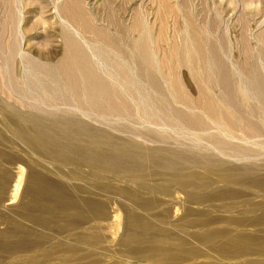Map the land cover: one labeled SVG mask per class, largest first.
<instances>
[{"label": "rangeland", "instance_id": "rangeland-1", "mask_svg": "<svg viewBox=\"0 0 264 264\" xmlns=\"http://www.w3.org/2000/svg\"><path fill=\"white\" fill-rule=\"evenodd\" d=\"M0 264H264V0H0Z\"/></svg>", "mask_w": 264, "mask_h": 264}, {"label": "bare ground", "instance_id": "bare-ground-1", "mask_svg": "<svg viewBox=\"0 0 264 264\" xmlns=\"http://www.w3.org/2000/svg\"><path fill=\"white\" fill-rule=\"evenodd\" d=\"M118 52H119L118 54H120L121 56H123V55L125 56V54H127V58L132 57L130 54L131 52L128 53L125 49L124 50L118 49ZM87 60H88L87 56L85 55V53L82 50L79 51L77 48L73 49V47H72L67 51L66 60L64 62L62 61L61 65L59 64L61 67L56 66V65H54V66L53 65H51V66L47 65V66H41L40 68L45 70V72L48 73L50 78H52L53 82H55L57 84L63 83L67 87L72 88L74 93H76V95H78V97L80 96V94H86V95L89 94L91 96V101H92L93 105L100 107V109L104 108V107L106 108V106H108L109 108L108 107L107 108L109 109V111H115L117 109L120 110L121 104L116 102L115 101L116 99L111 100V99L106 98L107 99V100L105 99L106 101H104V100L102 101V99H104L103 94H101L102 89H104L103 84H102V82L99 83L98 80H90L89 79V75L92 71L87 72L86 71L87 68H85V67H87V65H90L91 68H93V64ZM137 60H138V63L140 65V69L143 73V76L146 78H149L148 72L145 73L147 69H146L145 63L143 61V58L138 57ZM87 62H89V64ZM60 71H62L64 73L63 76H60L62 74V73H60ZM58 72H59V74H58ZM92 75H94V74H92ZM116 97H118L117 93H116L115 98ZM118 101L120 102L122 100L120 99ZM105 103H107V105H105ZM63 122L64 123L61 124V126L56 125L53 128L61 129V130L65 129L66 131H68V133H67L68 135H74V136H76V135L77 136H85V135H88V133L89 134L92 133L91 132L92 129L90 127H88L87 125H85L84 129L83 128L79 129L77 127V125L75 123H73L72 121L67 120V121H63ZM60 127H62V128H60ZM36 134H37L38 141L41 142L43 145H46L50 148L56 146V148L61 149V151L62 150L65 152L70 151V152H73L76 154L79 153V154L84 155L85 158L89 157V158H92V159L97 160V161H100V160L106 161L107 160L110 163H118L119 161H121L123 159V157L126 159L128 157H130L128 155V153H127L128 157L124 153H122L121 155L124 154L125 156L119 157V156H121L120 154L117 156L116 154L109 153V151L106 152L105 150H102L101 148H99L100 146L96 142H92L90 146L86 145L85 147H83L80 144V142H79V144H77V143L71 144V142L69 140H67L66 143H59L55 139H51L43 127H38ZM83 134H85V135H83ZM112 149H111V151H112ZM127 160H129V159H127ZM123 161H126V160L124 159ZM46 192L49 193V189H47ZM54 193H55V191H54Z\"/></svg>", "mask_w": 264, "mask_h": 264}]
</instances>
